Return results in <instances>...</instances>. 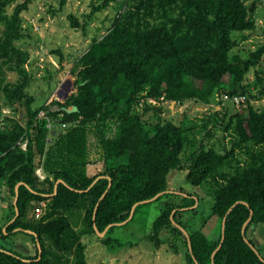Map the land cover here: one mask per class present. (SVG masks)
Listing matches in <instances>:
<instances>
[{
  "label": "trees",
  "instance_id": "16d2710c",
  "mask_svg": "<svg viewBox=\"0 0 264 264\" xmlns=\"http://www.w3.org/2000/svg\"><path fill=\"white\" fill-rule=\"evenodd\" d=\"M19 1L0 0V207L8 210L0 209V264H89L84 236L118 251L124 244L110 234L135 205L164 192L169 193L138 206L125 226L146 206L163 202L149 241L159 248L168 231L186 264H213L223 221L235 206L214 264H264V252L248 236L264 225V109L253 104L264 100V45L244 56L234 53L238 37L246 40L258 31L260 0H93L89 20L114 4L123 11L107 34L95 36L78 57L71 55L76 92L48 105L51 92L44 93L42 105L30 92L40 67L18 44L28 36L24 14L32 0ZM49 1L52 16L64 11L66 0H55L57 7ZM68 19L74 29L85 30L88 23L73 14ZM48 55L59 68L45 69L44 80L55 91L52 82L65 70L66 56L62 47L50 48ZM233 97L245 102L237 106ZM172 102L201 104L209 112L176 123L163 117L164 104ZM3 108L11 114L4 115ZM99 161L104 170L90 175L89 167ZM172 171L213 199L208 217L198 215L200 205L195 209L197 194L169 187ZM41 203L45 213L37 217ZM185 209L201 216V228L194 227L196 219L180 223ZM215 217L222 223L218 239L203 231ZM174 222L189 234L184 243ZM110 226L101 239L97 230ZM20 233L33 240L34 255L6 247Z\"/></svg>",
  "mask_w": 264,
  "mask_h": 264
},
{
  "label": "rangeland",
  "instance_id": "374dc122",
  "mask_svg": "<svg viewBox=\"0 0 264 264\" xmlns=\"http://www.w3.org/2000/svg\"><path fill=\"white\" fill-rule=\"evenodd\" d=\"M23 1L24 0H20L19 2ZM47 2L51 3L53 1L32 0L29 11L24 14L23 27L28 33V36L18 44L22 49L31 53L32 62H35V65L40 67L35 70L36 72L30 90L32 94L41 98V103L39 105L44 103L42 99H47L46 96H48L50 92L51 94L48 98L49 101L47 105L55 101L64 103L67 94L71 96L73 92H76V77L71 73L73 67L71 55L78 57V55L89 46L95 36H104L107 34L113 27L119 14L123 11L118 4H114L106 10L93 15V19L89 20L86 16L92 12L91 3L93 0H66L64 11L54 17L48 12L49 7ZM53 5L57 7L58 1L56 2L54 0ZM97 5H99V3ZM70 14L76 15L82 24H86V21H88L85 30L82 28L74 29L71 26L68 19V15ZM256 20L258 31L246 34L248 35L246 40H242V37H238L240 43L239 46L235 48L234 53L244 56V53H249L250 51L256 50L259 45H264V0L258 2ZM55 47L63 48L67 63L65 70L58 74L52 82V86L55 88L54 91L48 88L44 77L46 75L45 69L48 68L55 73V71H57L56 69L59 68L54 58L48 55L49 49ZM50 63L51 65L53 64L55 68L52 67ZM262 68L264 69V60L262 62ZM16 78V75L9 74L8 79L10 81H15ZM254 79V73L250 74L249 81H254ZM44 93H48V95H44ZM253 104L257 109H264V100L254 101ZM164 107V119L173 120L176 123H180L185 116L195 120L203 117L209 112V107H204L201 104L193 102H189L184 106H177L172 102V104H164ZM4 110L6 111L7 108H3V114ZM24 144L27 146V143ZM94 150H92L93 153ZM103 170L104 163L102 161L89 167L90 175H96ZM168 181L169 187L172 190L182 189L187 193L197 194L200 199V204H198L195 209L200 205L199 210L201 211L198 215L202 217H208L210 215L214 204L213 199L208 196L205 191L197 189L188 183L185 174L172 171ZM194 198L197 199V197ZM163 206V202H156L151 206H146L133 222L127 226L122 225L111 233L110 237L112 239L118 240L124 244L123 248L116 252H111L96 238V236H84L82 240L88 245L86 254L89 264H186L184 255L175 251L172 235H170L168 231H165L161 235L163 243L159 248L148 239V236L151 234L153 223L161 214ZM32 208L33 207H31V210ZM1 209L5 210L7 207L5 206L4 208L2 206ZM182 212L183 213L179 215L180 223L187 225L196 219L194 227L201 228V216H196L197 214L192 210H183ZM197 212L199 213V211ZM221 225V221L215 217L206 224L203 231L207 236L218 239ZM183 235L184 236L179 237V240L184 243L186 235L184 233ZM248 236L260 246V249L264 252V225L251 228ZM103 237L105 236H100L101 239ZM29 240H31V238L28 235L20 233L17 237L13 236L9 238L7 243L12 246L15 244L14 249L20 252V254L28 255V251H30L29 246H31H28ZM9 244H6V247L11 249ZM181 252H183V249Z\"/></svg>",
  "mask_w": 264,
  "mask_h": 264
},
{
  "label": "water",
  "instance_id": "95a60500",
  "mask_svg": "<svg viewBox=\"0 0 264 264\" xmlns=\"http://www.w3.org/2000/svg\"><path fill=\"white\" fill-rule=\"evenodd\" d=\"M69 93V92H68ZM74 93V92H73ZM72 93V94H73ZM71 94V95H72ZM70 96H68V94H67V96H65V99L67 100L68 98H69ZM101 178H99L98 180H100ZM97 180V181H98ZM96 181V182H97ZM95 182V183H96ZM111 182V181H110ZM60 183H63V181H59L58 182V184L56 185V190H57V187H58V185L60 184ZM110 185H111V183H110ZM166 193H169V192H164V193H161V194H159L158 196H156L154 199H152V200H150V201H145V202H141V203H138L137 205H135L134 206V208H133V210H132V214H131V217L126 221V222H124V223H122V224H118V226H122V225H126L127 223H129L132 219H133V216H134V213H135V210L137 209V207L138 206H140V205H144V204H148V203H152V202H154V201H156L158 198H160L161 196H163V195H165ZM17 194H18V192H17ZM18 196V195H17ZM17 200H18V198L16 197V200H15V204H17ZM197 200V199H196ZM199 203H198V200H197V204H196V206L198 205ZM195 206V207H196ZM235 207V206H234ZM234 207L229 211V213L227 214V216L225 217V219H224V221H223V239H222V242H221V244H220V246H219V248L215 251V253H214V255H213V264H214V257H215V255H216V253L222 248V246H223V244H224V241H225V229H226V221H227V217H228V215L232 212V210L234 209ZM185 210H187V209H185ZM16 213H17V215H16V217H15V219L19 216V210H18V208L16 207ZM174 213H176V211L174 212ZM252 215H253V213H252ZM15 219L11 222V223H13L14 221H15ZM172 220L174 221V219L172 218ZM251 222V218L248 220V222L245 224V226H244V228H243V235L245 236L246 235V229H247V226L249 225V223ZM10 223V224H11ZM174 224L186 235V237H189V234H188V232L184 229V228H182L181 226H179L177 223H175L174 222ZM113 226H110L104 233H99L98 232V230H97V233H98V235H100V236H105L106 235V233L109 231V229L110 228H112ZM18 231V230H17ZM27 233H29V234H35V233H33V232H31V231H27ZM246 241H247V243L250 245V247L257 253V255H260L259 254V252L256 250V248L247 240V238H246ZM189 245H190V248H191V242L189 241ZM39 248H40V255L42 254V250H41V246L39 245ZM191 253H192V249H191Z\"/></svg>",
  "mask_w": 264,
  "mask_h": 264
},
{
  "label": "built area",
  "instance_id": "2783aa9c",
  "mask_svg": "<svg viewBox=\"0 0 264 264\" xmlns=\"http://www.w3.org/2000/svg\"><path fill=\"white\" fill-rule=\"evenodd\" d=\"M164 99H162V101H163ZM225 100L227 101V100H230V98L228 97V96H225ZM232 101L237 105V106H239L241 103H243V102H245V98L244 97H233L232 98ZM150 103H152V104H154V105H157V104H159L157 101H155V100H150ZM175 104V103H174ZM4 112V114L5 115H10L11 114V112H10V110L9 109H7L6 111L4 110L3 111ZM45 113L44 112H42L41 114H40V118H45ZM63 127H65V125L63 126ZM47 129L48 130H50V131H53V123L52 122H49V124L47 125ZM25 143H27V142H25ZM26 144H23L22 145V148L24 149V150H26ZM37 174L40 176V178H42V179H44L45 177H44V175L42 174V170L41 169H39L38 171H37ZM45 208H46V203H41L40 204V207L37 209V217H40L41 215H43L44 213H45Z\"/></svg>",
  "mask_w": 264,
  "mask_h": 264
},
{
  "label": "crops",
  "instance_id": "0c3cea01",
  "mask_svg": "<svg viewBox=\"0 0 264 264\" xmlns=\"http://www.w3.org/2000/svg\"><path fill=\"white\" fill-rule=\"evenodd\" d=\"M43 174V173H42ZM20 186V185H19ZM19 186L17 187V191H18V188H19ZM4 208H5V206H3ZM7 207V206H6ZM0 209H1V207H0ZM4 211V210H3ZM5 211L7 212L8 210L7 209H5ZM5 216L6 215H4V218H5ZM6 230V229H5ZM15 237H17V235L15 236ZM29 243H28V246L29 245H31V246H29L30 247V251H28V255H22V254H20V252H18V251H16L14 248H15V244L12 246L11 244H9V243H7V241L5 242L6 244H9L10 246H11V250L12 251H14V252H16V253H18L19 255H22V256H24V257H28V256H31V255H34L35 254V245H34V243H33V240L31 239V240H29L28 241ZM13 244V243H12Z\"/></svg>",
  "mask_w": 264,
  "mask_h": 264
}]
</instances>
